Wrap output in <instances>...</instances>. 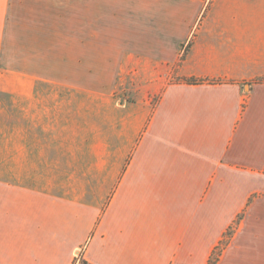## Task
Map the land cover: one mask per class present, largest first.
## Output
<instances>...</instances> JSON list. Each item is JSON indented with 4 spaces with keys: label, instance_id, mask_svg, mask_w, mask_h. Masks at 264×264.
Returning <instances> with one entry per match:
<instances>
[{
    "label": "crops",
    "instance_id": "1",
    "mask_svg": "<svg viewBox=\"0 0 264 264\" xmlns=\"http://www.w3.org/2000/svg\"><path fill=\"white\" fill-rule=\"evenodd\" d=\"M244 211L217 264H264V0H0V264H209Z\"/></svg>",
    "mask_w": 264,
    "mask_h": 264
},
{
    "label": "rangeland",
    "instance_id": "2",
    "mask_svg": "<svg viewBox=\"0 0 264 264\" xmlns=\"http://www.w3.org/2000/svg\"><path fill=\"white\" fill-rule=\"evenodd\" d=\"M246 90H249V86H247ZM116 97H128L131 99H137L140 98V90H136L134 88L128 89V90H117L115 93ZM153 99V103H155L158 99V95H150ZM246 211H244L240 216L237 218V220L230 226L226 233V237L223 240V243L221 244L220 248L222 251L229 245L231 242V239L236 235L237 230L241 229L239 235H237V238H235V244L237 245V248H235L234 255L235 256H245L246 255V242H247V235L245 233V227H246ZM222 254V252H221ZM79 264H84L83 261H81Z\"/></svg>",
    "mask_w": 264,
    "mask_h": 264
},
{
    "label": "trees",
    "instance_id": "3",
    "mask_svg": "<svg viewBox=\"0 0 264 264\" xmlns=\"http://www.w3.org/2000/svg\"><path fill=\"white\" fill-rule=\"evenodd\" d=\"M189 82L192 83V84L202 83V81H198V80H190ZM222 243H223V241L220 243L219 246H217L214 249L212 257L210 258L209 264H217V262H218V260L220 258L221 252H222V249L220 248Z\"/></svg>",
    "mask_w": 264,
    "mask_h": 264
}]
</instances>
